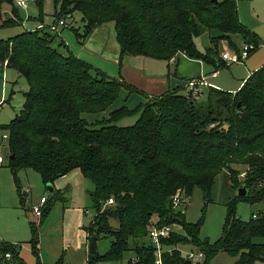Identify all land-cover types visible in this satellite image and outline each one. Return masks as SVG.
<instances>
[{
    "label": "trees",
    "instance_id": "obj_1",
    "mask_svg": "<svg viewBox=\"0 0 264 264\" xmlns=\"http://www.w3.org/2000/svg\"><path fill=\"white\" fill-rule=\"evenodd\" d=\"M35 3L42 21V0ZM53 3L56 19L68 20L76 11L81 14L82 30L71 27L79 43L96 27L113 22L120 58L143 55L170 60L182 53L213 65L216 60V67L222 68L230 64L222 62L218 54L221 42L237 52L233 36L239 35L244 43L252 44L249 54L260 45L259 37L239 20L236 0ZM21 21L14 0H0V28ZM203 30L219 33L210 35V46L200 51L194 39ZM53 38L43 28L0 38V67L17 70L28 85L19 111L8 123L0 124V130L7 133V167L20 202L24 203L20 170H35L46 185L79 169L93 183L88 195L95 214L85 226L88 238L111 237L108 249L97 257L89 254L87 264L117 261L130 250L134 256L127 264H153V248L144 239L154 216L157 225H182L184 234L173 235L164 241L166 245L192 243L203 252L202 262L190 264H210L220 252L234 257L233 264L264 262V242L254 241L264 237V208L248 220L236 212L238 201H264V64L235 92L206 87L201 101L202 96L188 99L178 93L180 88H173L150 97L136 110L121 105L89 122L83 113L104 111L122 90L140 91L78 58L63 41L59 43L63 51L54 47ZM138 109L133 124H117ZM233 164L249 166L242 183L235 177L238 170ZM222 169H227L235 187L243 185L247 193L226 203L221 235L211 241L200 237L204 213L198 221L187 222L171 199L177 191L190 196L197 186L206 202L210 201L214 178ZM67 192V188L54 189L45 198L40 217L29 221L28 244L34 264H42L38 228L53 203L65 201ZM108 198L113 203L105 206ZM7 251L10 259L0 256V264H27L19 256V247L1 242L0 252ZM185 261L176 248L163 253L164 264Z\"/></svg>",
    "mask_w": 264,
    "mask_h": 264
},
{
    "label": "crops",
    "instance_id": "obj_2",
    "mask_svg": "<svg viewBox=\"0 0 264 264\" xmlns=\"http://www.w3.org/2000/svg\"><path fill=\"white\" fill-rule=\"evenodd\" d=\"M236 2L239 20L259 37L260 45L243 61L227 66L229 74L226 80L220 77V67H216L218 62L216 60L213 65L200 59L189 58L182 53H178L170 60L154 59L143 55H125L120 58L113 22H106L96 27L82 43L74 37V40L69 42L70 51L94 68L122 79L140 91L129 93L123 90L122 95L126 96L125 99L129 95H140L146 101L150 97L173 88H180V92L184 94L186 81L199 76H205L206 80L216 88L235 92L252 71L264 64V0H236ZM59 35L62 38L63 33L59 31ZM224 43L223 41L219 44V56L226 49ZM213 58L216 59V57ZM221 61L223 62L222 59ZM7 69L13 68L0 67V73L6 72ZM215 69H217V74L212 76ZM13 70L19 78L23 79L17 70ZM23 80L28 88L26 80ZM4 82L2 92H0V106L10 103L14 93L13 88L17 85L16 82L11 83V90L7 95L8 81ZM205 89L206 87L203 88L204 91ZM23 91L26 90H22V93ZM21 101L22 106L23 95ZM21 101L18 102L19 105ZM3 162L4 159L0 162V243L20 245L19 256L27 264H34L35 259L28 244L29 221L37 220L32 213V206L38 204L42 196L47 197L50 194L49 187L62 190L67 188L69 192L64 196L65 201L54 202L38 228L40 260L42 264H87L88 245L91 239L88 238L85 226L92 222L94 213L91 218L89 213L92 207L88 195L91 189L79 169H73L66 175L55 179L48 187L45 185L47 192L41 193L39 198L35 192L34 197L24 199L22 204L13 184L12 173L8 172V168L1 166ZM28 193L31 191L25 192V195ZM114 221L111 222L115 225L116 221ZM219 254L223 252L216 256ZM131 257H133V251ZM214 258L210 264H213ZM231 258H233L231 260L233 264L235 258ZM121 259L108 264H123L120 262ZM221 262L226 264L225 257H221ZM255 264H264V262L257 261Z\"/></svg>",
    "mask_w": 264,
    "mask_h": 264
},
{
    "label": "rangeland",
    "instance_id": "obj_3",
    "mask_svg": "<svg viewBox=\"0 0 264 264\" xmlns=\"http://www.w3.org/2000/svg\"><path fill=\"white\" fill-rule=\"evenodd\" d=\"M53 13H54L53 0H42V14H43L42 21L39 20L38 17L39 9L36 3H30L29 5H27L26 8H18V14L22 21L20 22L19 25L0 28V38H8L24 30H34L40 23H43L46 26L50 25L51 23H53ZM80 17L81 14L79 12L77 11L73 12V16L71 18H68V23H71L70 27L59 29V31L63 33V35H61L62 38L60 37L59 32L57 35H55V33L51 32L48 27L44 28V30L49 31L51 34L54 35L53 41L51 43L54 47H57L61 51H63L64 50L63 47L59 46L60 41H63L64 43L66 42L65 43L66 48L70 50L69 42L74 40L75 37V34L71 27L82 30L81 27L82 22ZM218 33L219 32L217 30H211V31L203 30V32L194 39L196 46L199 48V50L201 49L202 51H204L206 47L210 46V40H209L210 35H216ZM233 41L236 47L238 48V50H240L242 47V38L239 35H235L233 36ZM224 44L226 46V49L223 50L222 52H230V53L233 52V50H231V48L228 46L226 42ZM219 74L221 78L226 80L229 74L228 67L220 68ZM23 79L19 78L16 71H14L13 69H7L6 72L2 74L0 73V92H2V85L3 83L5 84L4 82L5 80L8 81V84H6V90H8L7 95H9L10 93L11 83L13 82L17 83V85L14 86L13 88L14 93L12 94V97L10 99V103H5L2 106H0V124L8 123L9 120L13 118L15 112L17 113L19 111V108L22 103L21 101L22 90H27V86L25 85ZM123 92L124 91L122 90L118 98L112 104H110L104 111L98 113H83V117L89 122H94L96 119H100L102 117L107 116L109 111L121 105H125L129 109L136 110L135 108H137L140 104L147 102V100L144 101L143 96L140 95L139 96L129 95V97L125 99L126 96L122 95ZM178 93L182 94L180 90L178 91ZM203 99L204 97L202 96L200 100L202 101ZM148 100H151V98H148ZM19 101H21L20 105L18 103ZM139 113H140V109L135 111L132 115L119 119L117 121V124L121 126L133 124L136 121L137 117L139 116ZM3 133H5V131L0 130V156L4 159V162L2 163L1 166H4L7 169L8 147H7V140L2 138ZM232 167L238 170V173L235 175V177L239 183H242L243 179H239V173L244 169H247L249 171V166L233 164ZM8 172L9 173L11 172L9 168H8ZM18 179L20 182L21 192L23 194L24 199L26 198L30 199L34 197L35 192L37 193V198L40 197L41 193L47 192L45 191V187H44L45 184L42 182L39 173L33 169L20 170L18 172ZM87 182L89 183L90 186L89 188L92 189L93 183L90 180H87ZM238 188L239 186L235 187L231 182L227 169H222L216 174L214 178V182L210 194L211 197L210 201L206 202V200L203 197V193L201 189L195 186L193 187L190 196H186L184 192L181 193L180 195L181 200L178 203V206L174 208L176 210H181L184 212L185 220L187 222L198 221L204 213V221L200 228V237L208 238L209 240L214 241L217 238H219L221 235L222 225L226 212V207H225L226 203L237 195ZM28 191H31V193L25 195V192ZM106 205L107 204H105V206ZM105 206H103V208H105ZM263 208H264V201L256 202L253 204H250L246 201H238L236 203L237 215H239L242 220H248L252 213H257L261 211ZM93 213L95 214L94 210H92L91 208L89 213L91 218L93 217L92 216ZM155 218L156 216H154V218L152 219ZM110 240H111L110 236H103V235L98 236V239L96 240L97 251L99 253H104L110 244ZM254 241L264 242V237H257L254 239ZM144 243L146 244L148 243L147 238L144 239ZM173 248L178 249L182 257H186V253L190 252L193 248L196 247L193 246L192 243H186V244L173 243L171 245L164 246V249L166 251H170ZM131 256H132V251H126L123 254L120 262H122L123 264L128 263L129 259L132 258ZM221 257H225L226 264H232L231 260H233V258H231L230 256H228V254L225 253L216 256L214 258L213 264H222ZM108 263H114V262L111 261L104 262V264H108Z\"/></svg>",
    "mask_w": 264,
    "mask_h": 264
},
{
    "label": "built area",
    "instance_id": "obj_4",
    "mask_svg": "<svg viewBox=\"0 0 264 264\" xmlns=\"http://www.w3.org/2000/svg\"><path fill=\"white\" fill-rule=\"evenodd\" d=\"M37 0H14L15 5L18 8H26L27 5L30 3H35ZM69 26L68 20L64 18H54L53 17V23L50 25H45L43 23H40L36 28H45L48 27L49 30L55 34H58L60 28H67ZM252 47V44L244 43L241 47V49L237 52H222L221 53V59L226 62L227 64H233L243 61L247 55L249 54V49ZM173 59V57L171 58ZM217 74V70H214L212 72V76H215ZM185 93L183 96L188 99H199L202 96V91L204 87H210L213 86L211 83H209L206 80L205 76H199L196 78L188 79L185 83ZM214 87V86H213ZM213 126V125H211ZM2 138L7 139V133L2 134ZM2 157L0 156V162H2ZM247 169L242 170L239 173V179H244L247 174ZM182 192L177 191L171 199L172 206L176 207L178 206V203L180 202ZM45 196H42L39 199L38 204H35L32 206V213L34 216L38 219L40 217V208L45 202ZM113 203L112 198H108L105 202V204H111ZM158 221V217L155 219H152L150 222V227L148 228L146 238L148 240V244L152 246L153 248V255H154V261L153 264H164L163 262V253L166 252L164 249V246L166 244L164 243L165 240L170 239L173 235H181L184 234L182 225L179 223H167L163 225H157L156 222ZM1 244V243H0ZM16 247H19L20 245L12 244ZM0 256L4 259H10L11 254L10 252H0ZM184 259L190 261L191 263H200L204 259V254L199 248H193L190 252L186 253V257H183ZM134 260V259H133Z\"/></svg>",
    "mask_w": 264,
    "mask_h": 264
},
{
    "label": "water",
    "instance_id": "obj_5",
    "mask_svg": "<svg viewBox=\"0 0 264 264\" xmlns=\"http://www.w3.org/2000/svg\"><path fill=\"white\" fill-rule=\"evenodd\" d=\"M223 129H227L228 126L227 125H223L222 127ZM47 187L50 185V183L46 184ZM54 189H52L51 187L48 188V191L49 193H51ZM247 193V189L245 188V186H240L238 188V191H237V195L239 197H243L245 196ZM88 253L91 254V255H94L95 257H97L99 255L98 251H97V247H96V238L95 237H92L90 242H89V245H88ZM185 264H190V261H185Z\"/></svg>",
    "mask_w": 264,
    "mask_h": 264
}]
</instances>
